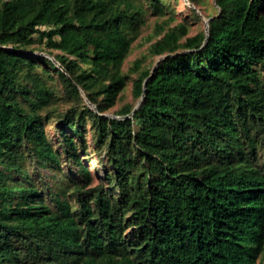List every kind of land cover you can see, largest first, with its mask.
<instances>
[{"label": "trees", "instance_id": "obj_1", "mask_svg": "<svg viewBox=\"0 0 264 264\" xmlns=\"http://www.w3.org/2000/svg\"><path fill=\"white\" fill-rule=\"evenodd\" d=\"M137 1L0 0V264H264V0H216L184 41L157 24L111 117L170 9Z\"/></svg>", "mask_w": 264, "mask_h": 264}, {"label": "rangeland", "instance_id": "obj_2", "mask_svg": "<svg viewBox=\"0 0 264 264\" xmlns=\"http://www.w3.org/2000/svg\"><path fill=\"white\" fill-rule=\"evenodd\" d=\"M140 1L143 2V0H139L137 2ZM168 3L170 5V9L165 10L161 14L153 13V11L149 8L146 9L144 14V23L137 36L134 38L130 51L121 67L122 72L129 74L130 79L127 80L122 91L119 93L116 103L105 111L106 115L111 117L116 116L118 111L125 105H132L135 107L139 106L138 104L140 101L138 102L132 95V79L135 78L138 73V71L133 70V62L136 59L140 60L139 70L146 68L152 69L156 67L161 58L164 57V55L156 56L149 53L150 44L162 35H153L157 24L166 22L168 27L179 23L185 24L188 28V32L181 39L184 41L186 37L193 36L198 32H207L209 19L218 12L216 0H197L196 4L191 3L189 0H168ZM36 47H38V44L35 43L30 48ZM42 54L52 58L46 50L37 49L33 52L34 56ZM54 83L62 92V87L57 78H55ZM59 106L60 108H65L64 103L59 104ZM46 130L50 138L56 137V129L47 124ZM88 141L89 144H92L91 139L88 138ZM89 154L90 158H84L83 164L86 166L89 174L93 176V183H97L99 180H104L103 178L105 177L104 170H102V168H104L103 162L101 161V157L95 152L92 151ZM42 172L46 174L48 179H52L53 172L47 169ZM55 177L56 179H59L60 175H55ZM260 261L261 260L258 259L257 264H260Z\"/></svg>", "mask_w": 264, "mask_h": 264}, {"label": "water", "instance_id": "obj_3", "mask_svg": "<svg viewBox=\"0 0 264 264\" xmlns=\"http://www.w3.org/2000/svg\"><path fill=\"white\" fill-rule=\"evenodd\" d=\"M207 34H208V30H207ZM161 59H163V57L161 58ZM144 96H145V91H144V93H143V95H142V98L140 99V102H139V104L141 103V101H142V99L144 98ZM138 104V105H139ZM138 107V106H137ZM137 107H135V109H137ZM135 109H134V111H135ZM128 117V116H127Z\"/></svg>", "mask_w": 264, "mask_h": 264}]
</instances>
